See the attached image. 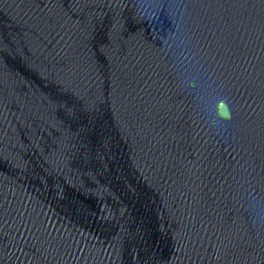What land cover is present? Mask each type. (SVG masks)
I'll use <instances>...</instances> for the list:
<instances>
[{"label": "water", "instance_id": "95a60500", "mask_svg": "<svg viewBox=\"0 0 264 264\" xmlns=\"http://www.w3.org/2000/svg\"><path fill=\"white\" fill-rule=\"evenodd\" d=\"M0 264H264V0H0Z\"/></svg>", "mask_w": 264, "mask_h": 264}]
</instances>
